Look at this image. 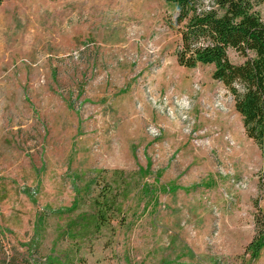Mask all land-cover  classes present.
Instances as JSON below:
<instances>
[{"label": "rangeland", "instance_id": "obj_1", "mask_svg": "<svg viewBox=\"0 0 264 264\" xmlns=\"http://www.w3.org/2000/svg\"><path fill=\"white\" fill-rule=\"evenodd\" d=\"M177 14L165 0H3L6 257L264 264V247L245 252L264 216L261 151L213 66L177 64Z\"/></svg>", "mask_w": 264, "mask_h": 264}, {"label": "trees", "instance_id": "obj_2", "mask_svg": "<svg viewBox=\"0 0 264 264\" xmlns=\"http://www.w3.org/2000/svg\"><path fill=\"white\" fill-rule=\"evenodd\" d=\"M165 1L178 8L170 25L180 36L177 64L188 69L213 66L212 79L231 96L245 136L257 145L264 161V21L256 10L264 0ZM230 53L240 63H233ZM255 226L256 234L245 249L250 260L264 247V216L255 217ZM0 264L20 263L15 255L6 257L0 251Z\"/></svg>", "mask_w": 264, "mask_h": 264}]
</instances>
